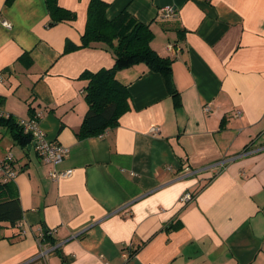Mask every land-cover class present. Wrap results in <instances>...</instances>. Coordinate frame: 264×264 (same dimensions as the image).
I'll use <instances>...</instances> for the list:
<instances>
[{
    "label": "crops",
    "instance_id": "obj_1",
    "mask_svg": "<svg viewBox=\"0 0 264 264\" xmlns=\"http://www.w3.org/2000/svg\"><path fill=\"white\" fill-rule=\"evenodd\" d=\"M90 1L58 0L77 19L51 27L45 0H0V114L33 110L69 149L54 168L0 124L24 211L0 264H264V0H104L109 19L127 10L150 26L177 94L144 64L120 71L129 111L79 140L81 75L115 63L102 44L64 53L81 46Z\"/></svg>",
    "mask_w": 264,
    "mask_h": 264
},
{
    "label": "trees",
    "instance_id": "obj_2",
    "mask_svg": "<svg viewBox=\"0 0 264 264\" xmlns=\"http://www.w3.org/2000/svg\"><path fill=\"white\" fill-rule=\"evenodd\" d=\"M45 2L51 27L77 19L75 13L61 8L58 0H45ZM108 8L109 4L104 0H91L81 46L67 42L64 51L67 54L102 44L115 60L111 68H104L98 72L86 71L81 75V79L88 82L85 88V101L89 110L77 134L79 140L98 136L117 126L120 118L129 111L130 93L128 86L117 78L120 71L144 64L151 71L162 74L172 93L177 94L172 79V61L160 56L152 48L151 43L155 39V34L150 26L137 20L127 10H123L114 19H109ZM20 60L27 65L32 63L29 53H25ZM36 118L38 119V116L31 110L29 120ZM0 124L10 130H17L14 138L20 145H29L31 141L33 143L32 136L24 132L20 120L16 121L11 115L0 116ZM23 215L24 211L15 182L0 181V241L21 238V233L7 236L3 235V232L16 228L23 219ZM49 234L50 231L45 229L43 238L39 239L40 244L50 243L53 236Z\"/></svg>",
    "mask_w": 264,
    "mask_h": 264
},
{
    "label": "built area",
    "instance_id": "obj_3",
    "mask_svg": "<svg viewBox=\"0 0 264 264\" xmlns=\"http://www.w3.org/2000/svg\"><path fill=\"white\" fill-rule=\"evenodd\" d=\"M165 17L175 14V9L173 7H165L161 10ZM210 111L209 107L205 108ZM0 116L8 117L9 114H0ZM39 119V118H38ZM37 118L33 120H20V125L26 134H30L33 139V144L38 155L45 161V163L56 168L60 163H62L69 155V149L65 146L47 140L45 132L40 127V122ZM153 130L158 131L154 128ZM74 174L73 169L68 170H56L50 171V177L58 181L60 179L71 178ZM16 178V171L14 167V157L8 154L5 158H0V181L8 182L14 181ZM193 199L192 194L186 193L182 197V201L189 202ZM44 235V234H43ZM42 235V236H43ZM128 257V255H126ZM125 256V257H126Z\"/></svg>",
    "mask_w": 264,
    "mask_h": 264
},
{
    "label": "rangeland",
    "instance_id": "obj_4",
    "mask_svg": "<svg viewBox=\"0 0 264 264\" xmlns=\"http://www.w3.org/2000/svg\"><path fill=\"white\" fill-rule=\"evenodd\" d=\"M16 175H17V173H16Z\"/></svg>",
    "mask_w": 264,
    "mask_h": 264
}]
</instances>
